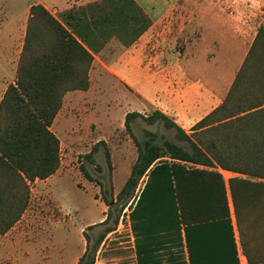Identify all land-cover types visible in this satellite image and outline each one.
I'll return each mask as SVG.
<instances>
[{
  "label": "trees",
  "instance_id": "trees-1",
  "mask_svg": "<svg viewBox=\"0 0 264 264\" xmlns=\"http://www.w3.org/2000/svg\"><path fill=\"white\" fill-rule=\"evenodd\" d=\"M152 25L135 0H99L73 6L61 18L44 4L30 8L16 79L0 99V234L24 215L32 183L61 166V141L53 123L69 91L88 90L94 53L106 38L119 37L131 46ZM144 117L174 128L186 146L146 131L141 140L131 120ZM125 126L138 149L130 174L115 195L100 183L109 209L105 225L76 264H94L100 243L115 230L121 212L131 208L143 176L153 163L171 159L177 196L185 224L230 218L229 193L239 241L249 264H264V27H260L223 102L188 134L165 114H126ZM97 146L86 156L93 161ZM110 162V152L107 151ZM86 177L94 180L82 166ZM221 170L234 174L226 180ZM115 211V212H114Z\"/></svg>",
  "mask_w": 264,
  "mask_h": 264
},
{
  "label": "crops",
  "instance_id": "crops-1",
  "mask_svg": "<svg viewBox=\"0 0 264 264\" xmlns=\"http://www.w3.org/2000/svg\"><path fill=\"white\" fill-rule=\"evenodd\" d=\"M95 1L99 0H28L22 8H12L8 16L0 17L1 49L10 43L11 74L15 79L32 4L42 3L61 18L73 6ZM135 1L151 18L152 25L129 47H124L116 35L108 36L104 48L94 53L91 71L97 62L100 72L126 89L138 112L158 110L191 134L195 124L228 95L258 29L264 27V11L257 13V0ZM3 10L4 4L0 13ZM257 16L260 20L256 25ZM113 45H119V50L108 58L105 55ZM235 57L240 59L236 64L232 60ZM220 61L229 63L221 73ZM7 80H3L2 95L15 82L6 84ZM221 171L226 180L234 174ZM94 188L93 196L79 195L69 204L52 196L61 218L53 223L50 237L40 243L46 247V255L39 251L46 264H76L87 248L85 232L94 242L92 232L109 209L101 187ZM229 204V219L185 224L172 160L155 162L143 176L133 205L126 207L125 228L120 229L121 218L117 229L107 233L100 243L94 264H249L239 241L230 193ZM16 224L0 234L3 245L24 243L10 236ZM75 228L80 235L71 247L68 239Z\"/></svg>",
  "mask_w": 264,
  "mask_h": 264
},
{
  "label": "rangeland",
  "instance_id": "rangeland-1",
  "mask_svg": "<svg viewBox=\"0 0 264 264\" xmlns=\"http://www.w3.org/2000/svg\"><path fill=\"white\" fill-rule=\"evenodd\" d=\"M27 2L28 0H0V6L4 4L0 17L5 18L12 12V8H22ZM256 11H264V0H257ZM259 20L260 16H257L256 25ZM9 46L10 43L1 49L0 43V97L4 78L8 77L6 84L15 80V76L11 74L12 55ZM181 46L183 41L180 40L179 47ZM119 47L113 45V50H109L105 56L113 58ZM243 52L242 49L239 56H242ZM232 60L235 64L240 61L238 57ZM219 64L221 69L218 72L221 73L229 63L223 64L220 61ZM99 67L96 62L91 71L90 89L70 91L66 94L62 109L52 126L61 141V166L56 174L48 179H38L32 183L31 206L10 233V236L20 238L24 243L7 246L6 242L3 245L0 241V264H46L39 255V251L47 254L46 247L40 243L50 237L53 223L61 218V210L52 199L53 195L69 204L79 195L93 196L96 190L92 189L93 185L100 186V183H103L106 187H111L115 195L124 186L132 168L130 164L138 154L135 141L125 126L126 113L138 110L126 89L110 80L105 72H100ZM152 112L149 109L141 110L144 116ZM131 126L134 135L141 140L149 138L146 131H152L159 135L162 141L168 139L183 146L187 144L177 137L174 128L165 126L161 120L149 123L144 117L137 116L131 120ZM95 146L97 148L93 154L94 160L91 161L86 154ZM107 151L110 152V162L107 159ZM82 166L94 180L86 177ZM125 211L128 210L125 208L120 216L121 230L125 228ZM104 227L105 225H100L92 232L93 241ZM79 235L75 228L68 239V245L72 244V247L78 241ZM63 237L64 234L61 233L59 238L62 240ZM31 242L34 244H29Z\"/></svg>",
  "mask_w": 264,
  "mask_h": 264
}]
</instances>
